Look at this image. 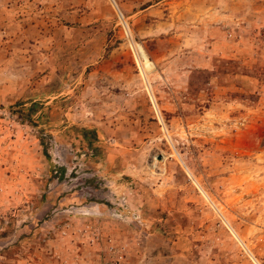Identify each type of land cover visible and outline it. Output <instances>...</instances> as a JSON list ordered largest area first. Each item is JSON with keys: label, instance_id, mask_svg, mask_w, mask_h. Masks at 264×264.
I'll use <instances>...</instances> for the list:
<instances>
[{"label": "rangeland", "instance_id": "374dc122", "mask_svg": "<svg viewBox=\"0 0 264 264\" xmlns=\"http://www.w3.org/2000/svg\"><path fill=\"white\" fill-rule=\"evenodd\" d=\"M0 264H264V0H0Z\"/></svg>", "mask_w": 264, "mask_h": 264}, {"label": "trees", "instance_id": "16d2710c", "mask_svg": "<svg viewBox=\"0 0 264 264\" xmlns=\"http://www.w3.org/2000/svg\"><path fill=\"white\" fill-rule=\"evenodd\" d=\"M62 170H63V168H62Z\"/></svg>", "mask_w": 264, "mask_h": 264}]
</instances>
